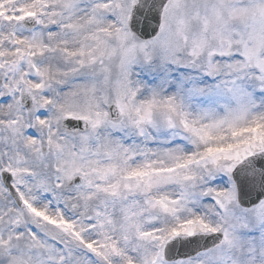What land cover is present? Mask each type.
Masks as SVG:
<instances>
[{
  "label": "snow or ice",
  "instance_id": "obj_1",
  "mask_svg": "<svg viewBox=\"0 0 264 264\" xmlns=\"http://www.w3.org/2000/svg\"><path fill=\"white\" fill-rule=\"evenodd\" d=\"M0 264H264V0H0Z\"/></svg>",
  "mask_w": 264,
  "mask_h": 264
}]
</instances>
